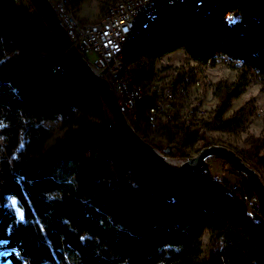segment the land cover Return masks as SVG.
Returning a JSON list of instances; mask_svg holds the SVG:
<instances>
[{
	"label": "trees",
	"instance_id": "trees-1",
	"mask_svg": "<svg viewBox=\"0 0 264 264\" xmlns=\"http://www.w3.org/2000/svg\"><path fill=\"white\" fill-rule=\"evenodd\" d=\"M212 4L210 11L179 10L150 37H138L126 48L127 65L146 78L177 50L202 62L225 54L242 62L241 78L262 79L264 0ZM29 5L0 0V264H264V219L242 202L254 195L248 183L239 189L207 170L170 174L108 130L83 72H51L63 55ZM245 85L217 87L219 131H244V107L223 115ZM46 122H59L62 132L49 149ZM201 140L214 144L185 133L175 154L185 157L181 148ZM243 142L236 152L264 169V135ZM9 196L21 217L6 204Z\"/></svg>",
	"mask_w": 264,
	"mask_h": 264
},
{
	"label": "built area",
	"instance_id": "built-area-1",
	"mask_svg": "<svg viewBox=\"0 0 264 264\" xmlns=\"http://www.w3.org/2000/svg\"><path fill=\"white\" fill-rule=\"evenodd\" d=\"M48 2L72 46L88 61L91 69L109 83L120 112L145 141L154 147L168 144L175 148L187 132L211 137V127L218 125V121L208 118V103L201 89L205 72L212 66L211 59L206 62L194 61V74L179 75V70H175L171 79H162L160 76L168 68L160 66L158 76L152 71L145 78L139 76L136 67L127 65L125 52L127 46L138 37L153 35L175 12L182 9L210 11L214 7L212 0H110L99 19L93 23L76 17L73 0ZM54 39L63 59L52 66L51 72L80 70ZM231 60L225 56L223 62L228 64ZM102 105L108 118L107 129L117 133L111 116ZM242 202L252 217L262 218L254 195H243Z\"/></svg>",
	"mask_w": 264,
	"mask_h": 264
},
{
	"label": "rangeland",
	"instance_id": "rangeland-1",
	"mask_svg": "<svg viewBox=\"0 0 264 264\" xmlns=\"http://www.w3.org/2000/svg\"><path fill=\"white\" fill-rule=\"evenodd\" d=\"M109 1L110 0H73L74 14L80 20L92 23L96 22L103 13L106 4ZM18 2L21 5H28L29 3L28 0H18ZM227 18V21L229 19H234L232 15H228ZM225 56L229 55L220 54L214 57H210L209 59H211L212 66L210 67V70L208 72H205L206 77H203L202 79L201 89L204 95V99L208 103V107H206L208 118L218 121V125L215 124L211 127V137H203H205L210 142H214V144L211 145H221L234 151H238L246 147L243 140L245 137H247V135H264V77L262 79H259L251 73L247 74V76L245 75V78H241L242 74H244L245 72L243 71L242 62L240 60H235L229 56L232 60L230 61V63L225 64L223 62ZM142 62H144V60H142L141 63ZM194 65V61L190 60L183 50H177L158 59L155 62L153 72L155 71L154 74L158 76V68L160 66H163V69H168L160 77H162V79H171L175 75V70H179V75L184 73L187 75L194 74ZM143 66L146 67V65ZM143 66L142 68H144ZM242 81L247 82V85L243 87V90L239 93L237 98L231 99L230 106L224 113L223 119H227L233 116V114L238 109L244 107L245 111L249 114L246 121V127L244 128L243 132L237 134L221 132L218 130L220 121L215 118L218 111L217 107L219 104V99L215 97V93L213 91H216L217 87L220 84H226L230 88L236 89L234 85L242 83ZM45 125L47 127H50L53 132L52 138L46 144V149H49L54 144L55 140L62 135V132L59 127V122H46ZM148 143L151 144L150 142ZM166 145L168 144H163L160 147L157 146L155 148L162 153L164 150V146ZM203 147L205 146L203 145V141L201 140L196 142L191 147L181 148L185 156L182 157L181 155L178 156L177 154H175V148L171 146L172 152L166 156L169 161L179 163L180 161H184L189 157L198 155ZM223 162L225 161L218 158H211L207 161L205 170L211 173L212 177L217 181H227L234 186H237L239 189H242L244 183L247 182L245 177L242 174H237L232 172L231 170H228ZM257 172L261 175L264 182V169ZM6 204L17 213L18 217L22 216L21 209L19 208L17 200L14 197L9 196ZM203 241L204 251H206L208 242L207 235L203 237Z\"/></svg>",
	"mask_w": 264,
	"mask_h": 264
},
{
	"label": "water",
	"instance_id": "water-1",
	"mask_svg": "<svg viewBox=\"0 0 264 264\" xmlns=\"http://www.w3.org/2000/svg\"><path fill=\"white\" fill-rule=\"evenodd\" d=\"M29 4L51 30L59 45L66 50L68 56L91 83L111 116L115 129L120 136L158 167L170 174L182 177L197 176L205 170L207 161L211 158H218L227 162L245 177L259 203L264 219V182L261 175L240 154L225 146L208 145L203 147L198 155L194 157H189L179 163L169 161L166 155L172 152L171 146H164V150L161 153L133 130L124 115L120 112L116 97L109 83L101 75L95 73L88 61L72 46L62 23L48 0H29Z\"/></svg>",
	"mask_w": 264,
	"mask_h": 264
},
{
	"label": "bare ground",
	"instance_id": "bare-ground-1",
	"mask_svg": "<svg viewBox=\"0 0 264 264\" xmlns=\"http://www.w3.org/2000/svg\"><path fill=\"white\" fill-rule=\"evenodd\" d=\"M160 147V146H159ZM160 150V149H159Z\"/></svg>",
	"mask_w": 264,
	"mask_h": 264
}]
</instances>
